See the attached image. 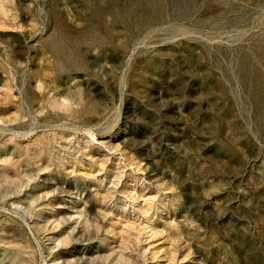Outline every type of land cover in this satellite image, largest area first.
Returning a JSON list of instances; mask_svg holds the SVG:
<instances>
[{"label": "rangeland", "instance_id": "374dc122", "mask_svg": "<svg viewBox=\"0 0 264 264\" xmlns=\"http://www.w3.org/2000/svg\"><path fill=\"white\" fill-rule=\"evenodd\" d=\"M0 264H264V0H0Z\"/></svg>", "mask_w": 264, "mask_h": 264}]
</instances>
